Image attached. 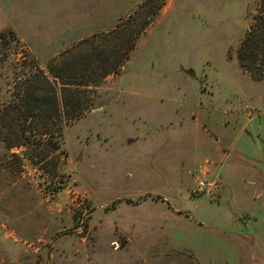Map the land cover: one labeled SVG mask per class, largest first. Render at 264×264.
Listing matches in <instances>:
<instances>
[{"label": "rangeland", "instance_id": "obj_1", "mask_svg": "<svg viewBox=\"0 0 264 264\" xmlns=\"http://www.w3.org/2000/svg\"><path fill=\"white\" fill-rule=\"evenodd\" d=\"M259 1L0 0L2 103L52 59L99 64L60 150L0 141V264H264V76L238 59ZM86 17L50 56L51 29ZM139 27L104 75L101 51Z\"/></svg>", "mask_w": 264, "mask_h": 264}, {"label": "trees", "instance_id": "obj_2", "mask_svg": "<svg viewBox=\"0 0 264 264\" xmlns=\"http://www.w3.org/2000/svg\"><path fill=\"white\" fill-rule=\"evenodd\" d=\"M256 7L258 12L253 24L238 48V59L242 68L249 71L255 79H262L264 0H260ZM142 29L143 27H139L118 31L117 39H112L113 43L110 41L111 43L106 45L111 47L113 44V49L101 51L99 56L102 58L101 63L108 65L104 75L117 69L130 56ZM111 56L114 62L110 64ZM97 65L93 69L79 71L76 68L71 69L70 64H67L61 70H56L55 59H52L49 62L52 77L36 66L32 71L26 72L21 79H17L11 99L7 103L0 101V141L10 148L23 146L32 148L31 151L37 152L36 156L41 157V162L46 157L41 151H37L38 147L47 150L50 148L55 152L60 150V137L66 124L82 116L93 105L90 101L81 100L85 90H81L80 87L89 86L90 81L83 78H90L97 71ZM13 156L17 157L18 154L13 153ZM33 162L41 163L36 159H33ZM21 171L22 169L17 170Z\"/></svg>", "mask_w": 264, "mask_h": 264}, {"label": "crops", "instance_id": "obj_3", "mask_svg": "<svg viewBox=\"0 0 264 264\" xmlns=\"http://www.w3.org/2000/svg\"><path fill=\"white\" fill-rule=\"evenodd\" d=\"M81 2V1H80ZM82 4H83V0H82ZM88 6L86 5L85 8H87ZM80 11H84V7L83 5L80 8ZM87 14V13H86ZM83 19V18H82ZM89 17L85 18V22L81 21L79 22H75V20L71 19L70 21H68L69 23H62V21L57 25L56 27L54 26L51 29V34L54 35V37H52L50 40L51 42H57L58 44L56 45L55 49L51 51L50 56L56 55V53H58L64 46H66L67 44L71 43L72 41H76L81 39L84 35L90 33L91 30V25H90V21L88 20ZM62 23V24H61ZM46 42V41H41ZM44 48L48 49V46L46 47L45 45H43Z\"/></svg>", "mask_w": 264, "mask_h": 264}, {"label": "water", "instance_id": "obj_4", "mask_svg": "<svg viewBox=\"0 0 264 264\" xmlns=\"http://www.w3.org/2000/svg\"><path fill=\"white\" fill-rule=\"evenodd\" d=\"M121 72H122V71H121ZM192 75H194V74L192 73ZM111 99H112V97H111L109 100H106V101L100 103V104L98 105V108H103L104 106H106V105L111 101Z\"/></svg>", "mask_w": 264, "mask_h": 264}, {"label": "built area", "instance_id": "obj_5", "mask_svg": "<svg viewBox=\"0 0 264 264\" xmlns=\"http://www.w3.org/2000/svg\"><path fill=\"white\" fill-rule=\"evenodd\" d=\"M200 186L207 187V186H209V183L206 180H200Z\"/></svg>", "mask_w": 264, "mask_h": 264}]
</instances>
